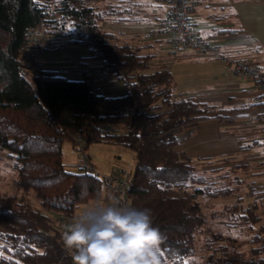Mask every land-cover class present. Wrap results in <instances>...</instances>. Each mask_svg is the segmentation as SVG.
Returning a JSON list of instances; mask_svg holds the SVG:
<instances>
[{
	"label": "trees",
	"instance_id": "1",
	"mask_svg": "<svg viewBox=\"0 0 264 264\" xmlns=\"http://www.w3.org/2000/svg\"><path fill=\"white\" fill-rule=\"evenodd\" d=\"M134 15L133 6L120 1L0 0V149L13 159L16 181L25 189L18 194L0 187V264H72L58 216L72 221L78 207L112 200L114 191L100 172L80 161L76 168L64 162L63 143L70 140L78 149L77 136L86 148L106 141L133 150L129 207L150 210L162 236L161 264H264L259 192L251 181L249 190L239 193L246 176L235 174L241 169L254 173L253 162L216 163L178 148L200 122L236 117L218 104L176 96L171 69L155 68L159 50L146 51L101 27L107 20L134 22ZM33 27L42 28L50 40L41 51L85 47L80 63H98L122 82L124 93L106 94L86 76L22 61L20 52ZM104 125L113 126L111 135L100 133ZM226 196L235 199L212 217L235 232L213 230L203 237L208 219L198 199Z\"/></svg>",
	"mask_w": 264,
	"mask_h": 264
},
{
	"label": "crops",
	"instance_id": "2",
	"mask_svg": "<svg viewBox=\"0 0 264 264\" xmlns=\"http://www.w3.org/2000/svg\"><path fill=\"white\" fill-rule=\"evenodd\" d=\"M121 1L133 6L134 17L138 20L125 23L107 20L101 27L120 33L121 38L144 46L146 51L159 50L160 55L154 60L155 68L167 66L171 69L176 81V96L218 104L226 110L225 114L236 117L230 121L200 122L190 135L181 139L178 148L193 157L211 158L216 163L252 160L259 173L255 181L259 194L255 198L264 215V123L248 119L249 114L259 110L257 97L262 93L261 88L228 73L222 58L191 50L174 53L168 35H152L155 22L162 15L158 10L164 9L158 0ZM217 15H222L221 19L215 20L213 16ZM193 20L223 56H249L264 69V0H200ZM86 54L85 47L66 46L45 49L39 59L45 68L82 78L75 67L77 64L86 76L96 79V86L106 94H122V82L103 71L98 63H80Z\"/></svg>",
	"mask_w": 264,
	"mask_h": 264
},
{
	"label": "built area",
	"instance_id": "3",
	"mask_svg": "<svg viewBox=\"0 0 264 264\" xmlns=\"http://www.w3.org/2000/svg\"><path fill=\"white\" fill-rule=\"evenodd\" d=\"M158 1L163 6L164 13L157 18L151 34L168 35L171 39L174 53L195 50L200 53L222 58L226 63V70L228 73H232L242 79L257 84L262 90V93L257 97V103L260 104V107L258 111L249 114L248 119L264 123V72L262 67L259 64L253 63L249 56H223V53H221L208 38L203 36L200 28L193 20V16L199 8L200 0ZM45 40H47V36L42 28H31L27 36V43L20 52L22 61L38 68L43 67L38 63L35 64L34 61L40 52L41 43ZM75 67L79 70L81 77L86 76L82 67H79L77 64ZM85 78H87L96 89L100 90L95 84L96 79L88 76ZM100 133L103 136L111 135L113 133V126H102L100 128ZM76 144L80 151V163L85 167L96 170L85 146V139L81 136H77ZM103 178L111 190L114 191L111 203L119 202L121 206L129 207V189L133 183L132 169L117 168L109 173L103 174ZM58 217L60 222L64 223L65 226L71 222V219L63 214H60Z\"/></svg>",
	"mask_w": 264,
	"mask_h": 264
},
{
	"label": "clouds",
	"instance_id": "4",
	"mask_svg": "<svg viewBox=\"0 0 264 264\" xmlns=\"http://www.w3.org/2000/svg\"><path fill=\"white\" fill-rule=\"evenodd\" d=\"M161 233L149 209L94 202L65 226L72 264H161Z\"/></svg>",
	"mask_w": 264,
	"mask_h": 264
},
{
	"label": "rangeland",
	"instance_id": "5",
	"mask_svg": "<svg viewBox=\"0 0 264 264\" xmlns=\"http://www.w3.org/2000/svg\"><path fill=\"white\" fill-rule=\"evenodd\" d=\"M107 2H119V0H106ZM120 2H122L120 0ZM164 9H162L159 11L158 10V14L160 12V15L164 13L163 11ZM163 11V13H162ZM47 36V35H46ZM156 36V35H155ZM122 41H128L124 38H121ZM49 38L47 36V40L43 41L41 43L40 48H43L46 42H49ZM130 43H133L132 41L129 40ZM194 52H198L195 50H191ZM41 49L40 52L38 53L37 57L35 58V64H43L41 62V59H39V56L41 54ZM200 53V52H198ZM217 58V57H216ZM101 89V88H100ZM124 93V92H122ZM224 113H227L226 110L223 111ZM88 153L91 155V161L93 162L96 170L98 172H100L102 175L111 172L114 169L117 168H133L134 167V155H133V150L125 145L122 144H116V143H110V142H106V141H97V142H92L89 147L87 148ZM121 155V156H119ZM93 158V159H92ZM80 159V151L78 149L75 148V146L73 145V142L70 140H66L63 143V160L65 163H68L70 165H73L74 168H76L75 165H77L78 161ZM253 161L251 160V163ZM254 165H252V170L254 171V173H252V171H246L244 172V170H240L238 172H236V175H240V176H246V180L243 181L241 188H239L238 192L245 194L246 191H248V185L251 184V181H256V179H258L259 173L255 174L256 170L254 169ZM200 169V173H204V174H208L207 172H205L203 170L202 167H199ZM16 169L14 167V162L13 159L9 156H7L6 151L5 150H1L0 149V186L2 189L6 188L9 186L10 193H18V194H22L25 193V189L24 186L21 185L20 183H18L16 181ZM8 184V185H7ZM28 195L36 202V197L34 195V190L30 189V191H28ZM235 198L230 196H226V197H220L218 199H214V200H207L205 198H200L198 199L199 202L201 203L202 206V210L204 212V214L206 215L207 219H208V224L205 226L203 232H202V236L205 237L209 232L213 231V230H220L223 232H229V233H233L235 232L234 229H228V227H226V223L223 221H217L214 220V218L212 217L213 213H219L221 210H223L227 204L231 203L234 201ZM246 200H250L253 199L252 197H245ZM101 202V203H111L110 200L108 199H104V198H99V199H95L92 200L90 202H88L85 205H82L80 207H78L76 209V215L79 213V211L87 206L92 205L94 202ZM36 205H38L36 203ZM75 215V216H76ZM217 218V217H215ZM74 219V217H72V220Z\"/></svg>",
	"mask_w": 264,
	"mask_h": 264
}]
</instances>
